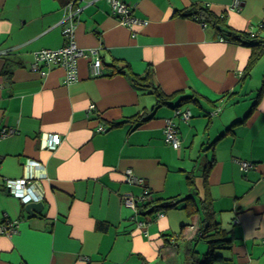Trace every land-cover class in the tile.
Listing matches in <instances>:
<instances>
[{
  "label": "crops",
  "instance_id": "crops-1",
  "mask_svg": "<svg viewBox=\"0 0 264 264\" xmlns=\"http://www.w3.org/2000/svg\"><path fill=\"white\" fill-rule=\"evenodd\" d=\"M124 1L142 24L130 28L108 0L78 1L75 40L100 48L103 74L93 76L85 57L68 82L65 67L34 61L36 51L67 43L70 1L0 0V133L13 130L0 136V226L15 227L0 232V264H192L187 247L202 198L232 239L214 264H264V90L256 104L264 55L242 78L252 47L196 14L205 8L230 29L264 36V0H244L240 9L234 0ZM148 75L174 96L158 104L132 79ZM176 107L191 118L175 115ZM167 118L179 130L178 149L166 141ZM49 133L62 137L54 150L43 147ZM28 159L41 164L27 169ZM241 160L254 166L244 171ZM129 168L145 182L130 183ZM28 170L37 209L7 187ZM146 189L150 208L174 198L177 206L136 215L124 198ZM188 196L198 208L185 207ZM196 249L203 256L207 242Z\"/></svg>",
  "mask_w": 264,
  "mask_h": 264
},
{
  "label": "built area",
  "instance_id": "built-area-1",
  "mask_svg": "<svg viewBox=\"0 0 264 264\" xmlns=\"http://www.w3.org/2000/svg\"><path fill=\"white\" fill-rule=\"evenodd\" d=\"M80 1V0H79ZM82 1V0H81ZM244 0H234L231 8L240 9ZM111 4L114 13L120 16L121 21L127 24L130 28L136 24H142L139 19L132 15V7L131 4L124 0H108ZM82 10L79 6H74V2H70L67 5V12L64 18L65 26L63 28V36L67 40V43L57 49L51 48H43L35 53V68H40L41 66L51 67L53 65H60L65 67L66 69V81L71 82L77 80L78 77V63L81 58H89L90 59V67L91 73L93 76H101L103 74V59L100 54V48H89L85 49L79 47L75 40V25L77 21L78 14ZM249 31L253 32V29ZM93 107V106H91ZM215 111L214 113H217ZM175 115L180 116L185 121L189 120L192 116V113L189 109H182L180 107L175 108ZM103 128V127H101ZM165 135L166 141L178 149L181 146V137L179 130L173 121L172 118L166 119L165 124ZM13 130L4 129L1 131L0 136H7L11 134ZM62 137L59 133H49L47 135V139L43 145L44 148L54 150L61 143ZM241 167L244 171H248L250 168L254 166V163L246 160L239 161ZM41 163L38 161H34L32 159H28V163L26 168H30V166L40 165ZM127 179L130 183L135 184H143L145 182V178L137 175L132 168L126 170ZM33 174L30 170L25 177L20 179H10L7 181V187L13 195L20 198L23 202L27 203L34 200H39L40 196L34 193L33 188ZM147 189L138 197H134L133 195H126L124 198V204L128 207L134 209L136 215H139L138 203L143 202L146 199ZM138 226L140 228H147L148 222L146 221H138ZM15 229L14 224H6L0 226V232H8L11 233Z\"/></svg>",
  "mask_w": 264,
  "mask_h": 264
},
{
  "label": "trees",
  "instance_id": "trees-1",
  "mask_svg": "<svg viewBox=\"0 0 264 264\" xmlns=\"http://www.w3.org/2000/svg\"><path fill=\"white\" fill-rule=\"evenodd\" d=\"M70 2H74V6H79L78 1L79 0H69ZM201 16V18L207 22H212L215 26L222 29L226 32V35L229 40L238 42L240 44L248 45L252 47V54L249 58V61L247 63L246 69L244 71V75L242 78H248L258 63V61L262 58L264 55V36H261V33L259 32H252V31H236L233 29H230V27L225 22V16H217L210 12L208 9L201 8L199 11L196 12ZM264 28V24L262 26ZM124 71V70H120ZM4 74L7 76L8 79L11 78V71L5 70ZM134 83L136 85H143L149 88L150 92L155 95L157 98L158 104L160 103H166L170 98L174 96L170 95L167 96L162 91V89L154 84L152 78L148 75L145 78H141L138 76L132 77ZM143 83V84H142ZM264 87L260 90V93L257 97L256 104L258 103L259 99L262 96ZM208 172V171H207ZM188 183L191 187H194L196 189L197 185L195 182L194 174L191 173V175L188 176ZM171 200V202H170ZM161 199L154 202V208H150V206L153 204L152 202L144 203L142 204L138 203L139 209L142 214H150L154 210L158 211L161 208H166L170 205V207H175L178 204V198L174 199ZM183 200L187 201V204L185 205L186 208H188L190 205H195L197 208L199 205L195 201L196 199L192 196H188L184 198ZM189 200L192 201L189 202ZM170 202V203H169ZM201 209L203 211V217L200 221V228L197 232L196 237L192 239V245L188 246V253L191 256L192 264H214L217 260L221 259V255L217 253V251L220 248L226 247L227 244L231 242V237L229 236L228 232L221 226V224L215 219L214 211L212 209L211 202L206 199L200 200ZM150 208V209H149ZM205 240L208 244V250L206 253L203 254V256L199 257L197 254L196 249V243L199 240Z\"/></svg>",
  "mask_w": 264,
  "mask_h": 264
},
{
  "label": "water",
  "instance_id": "water-1",
  "mask_svg": "<svg viewBox=\"0 0 264 264\" xmlns=\"http://www.w3.org/2000/svg\"><path fill=\"white\" fill-rule=\"evenodd\" d=\"M42 204V202H29L28 204H27V209L29 210V209H31V208H36L37 209V207H39L40 205Z\"/></svg>",
  "mask_w": 264,
  "mask_h": 264
},
{
  "label": "rangeland",
  "instance_id": "rangeland-1",
  "mask_svg": "<svg viewBox=\"0 0 264 264\" xmlns=\"http://www.w3.org/2000/svg\"><path fill=\"white\" fill-rule=\"evenodd\" d=\"M198 167H199L200 169L202 168V166H201L200 163L198 164ZM199 168H198V170H200ZM206 251H207V249H206ZM206 251H204V252H206ZM204 252H202V253H204ZM202 253H201V254H202Z\"/></svg>",
  "mask_w": 264,
  "mask_h": 264
}]
</instances>
